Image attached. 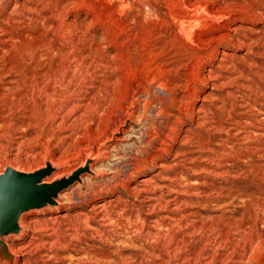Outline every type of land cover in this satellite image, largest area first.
Listing matches in <instances>:
<instances>
[{"label": "bare ground", "instance_id": "bare-ground-1", "mask_svg": "<svg viewBox=\"0 0 264 264\" xmlns=\"http://www.w3.org/2000/svg\"><path fill=\"white\" fill-rule=\"evenodd\" d=\"M60 1L7 0L9 4L4 11L2 10L1 120L12 122L15 117L22 120L28 114L34 113L55 115L63 111L61 105L63 101H66L65 105L68 107L70 104L75 107L74 103L78 102L75 95L78 91L76 92L74 85L78 80L90 77L92 73L89 70L95 63L94 58L104 59L101 54L98 56L100 44L96 47L92 46L97 40L94 37L89 39L83 28L98 22L101 23L105 36H108L112 26L110 14L107 20L102 19V13L96 10L94 4L93 6L86 0ZM127 1L121 0L117 8L129 9L131 6ZM134 1L137 2L139 9L141 5L143 6L139 3L140 0ZM248 1L249 4L245 0H159L161 3L159 6L156 0L152 2L148 0L146 5L150 8L153 18H146L141 13L125 19L123 24L125 30L131 31L135 28L146 34L150 33V30L157 31L159 25L164 29L163 38L167 39V42L163 46L158 44L160 47L143 50L138 54L132 53L135 57H130L127 68L134 80L131 86L126 87V93L119 101V107L122 111L128 109L135 103L136 93H145L150 85H157L167 94V97L158 96L161 106L158 113L166 120L157 131L153 130L145 134L146 141L142 144L139 142L141 145L138 143L137 156H133L127 172H124L117 165L118 163L113 164L110 158L116 157L117 154L111 153L112 146L107 147L102 153L105 156H101L96 163L90 165L91 174L86 175L95 176L94 172L97 173L99 167L92 168V166L106 159L105 163L112 166H109L112 168V174L108 179L106 178L101 184H94L88 177L83 178L84 175L81 182L75 185L82 187L84 182L86 190L62 192L55 207L25 213L20 220L22 227L20 235L17 238L10 237V240L15 239L12 243L6 239L9 251L14 255L13 264H225L235 258L237 251L241 256L256 248L260 240L257 225L264 221L263 190L261 197L252 194L247 196L248 199L242 206L244 212L239 217L236 216V207L232 202H229L231 209L211 220L200 218L195 212H186L184 205L187 204L181 198V192H178L175 178L187 168L181 162L166 166L161 161L163 155L171 156L173 153L182 155L181 148L171 146L169 142L180 143L182 147L191 139L190 134L199 136V132H192V128L186 126H196L199 131H204L205 126H210V123L205 121L208 115H212V109L210 110L209 107L205 116L202 114V117H199L195 111L197 109L193 108V100L199 98L198 91L183 89L179 91L180 93L177 92L184 86L183 82L186 81L183 78L189 76V70L184 69L185 73L180 75L182 77L177 76L173 79L171 76L177 75L180 68H175L173 62L165 64L157 61L158 55L163 53L168 43H176L181 39L192 42L193 33L197 29H208L209 32L205 37L195 40L193 46L184 47V50L187 54L186 59L189 58L195 65L190 74L200 82L204 81L207 84L208 81L216 78L220 80L219 75H216V78H212L211 75L227 66H223L225 62L223 57L227 55L224 49L238 47L244 48L251 57L260 55V49H264V39L251 41L244 33L250 28L242 24L245 15L255 21L264 17V12L260 10L264 9V0ZM73 4L82 5L85 14H92L88 21L83 18L79 26L75 27L77 29L71 28L76 22L71 25L60 18L62 12H67L69 5L74 7ZM231 8L236 14L233 19L228 20L226 14ZM143 10L145 11V8ZM132 13L133 11L130 14ZM146 14L148 16V13ZM102 39L105 38L100 40ZM206 65L210 68H205ZM122 83L117 81V85ZM202 111L204 113V110ZM145 113L138 115V119H145ZM183 127L186 128L182 130ZM215 128L218 129L217 126ZM252 129H254L252 132L247 133L248 138H252L248 146L243 149H237L234 145L223 147L224 150L220 154L215 152L218 153L215 161L217 164H222L221 166L230 163L231 167H235L234 173L237 176L244 177V180L250 184H257L259 181L264 182V147H262L264 142H260L262 139L256 140L257 135L254 131L256 132L258 128ZM226 134L228 137H225V143L231 140L230 135ZM112 138L109 137L108 141ZM152 143L153 146L149 148ZM99 152L95 150L92 157H98ZM49 161L53 165H59L52 158ZM9 165L19 171L30 172L25 169L26 166L15 165L12 161ZM148 167H159L162 171L152 176L140 177ZM175 167L182 172L174 173ZM65 171H58L52 179L46 181L51 182L53 179L70 174ZM30 213L33 214L29 215ZM123 235L129 236L126 243L123 240L115 242V238H123Z\"/></svg>", "mask_w": 264, "mask_h": 264}, {"label": "rangeland", "instance_id": "rangeland-1", "mask_svg": "<svg viewBox=\"0 0 264 264\" xmlns=\"http://www.w3.org/2000/svg\"><path fill=\"white\" fill-rule=\"evenodd\" d=\"M53 1L58 2L60 0ZM76 1L77 0H72L70 2ZM86 1L95 5L96 10L102 13V19L107 20V16L109 14L111 16H109L112 21L110 22L112 25H110L111 34L108 33V36H105V33L102 30L103 27L101 26V23L98 22L94 23L92 26L89 25L88 27L83 28V31H85V34L89 39L94 37L97 40L96 43L95 41L92 43V46L95 45L94 47H96V45L100 44L98 56L101 54L104 59L100 60L98 57L94 58V60L96 59L95 63L89 70L92 73L90 77L78 80L74 85V89L76 88V92L78 91V94L75 95L78 98L76 99L78 102L74 103L76 105L75 107L73 104H70L68 107L65 105L67 104L66 101H63L61 104L63 111H60L55 115H38L37 113H34L28 114L25 118H22V120L19 117H15L12 122L0 119V173L7 166H11L9 165L10 161L15 165L26 166L27 168L25 169L32 171L42 167V165L44 166L46 160L51 158L59 163V165L56 166H60L59 168L61 172H64L65 170L71 172L82 164L89 154L92 155L95 150H99V155L104 157L105 154H102L103 151L111 146L112 148H115V150L111 148V153L114 154L115 152V155L117 154L116 157L110 158L111 161H113V164L118 163L117 165H119L124 172H127L130 168L129 164L133 161V156H137L138 143L141 142L142 144L147 140L145 136L146 133H151L153 130L157 131L164 124L166 118L158 113L161 107L158 96L167 97V94L157 87V85H150L149 90L145 93H136V101L128 109L122 111L119 107V101L124 98L126 87L131 86V83L134 80L127 68L131 58L135 57L132 53L138 54L143 50H150L160 44V46H163L167 42V39L165 40V38H163V34L165 33L164 29H161L159 25H157V31L150 30V33H148L149 35L135 28L134 30L130 29L131 31L123 28V24L127 17H134L142 13L146 18H153V15L149 10L150 8L146 5L148 0H140L141 2L139 3L143 4L140 9L136 4L137 2L135 3L134 0L127 1L131 6L129 9L123 7L117 8V5L120 4L121 0ZM152 1L154 0H150V2ZM245 1H247L248 4L250 3L248 0ZM8 2L7 0H0V18L2 17L1 13H3L9 4ZM59 3L61 4V1ZM156 3L161 6L159 0H156ZM73 6L74 7L69 5V8L67 7V12H62V17L60 18H62V21L65 20L64 22L68 24L76 22L74 23L75 26L71 24L73 26L71 28L77 29L75 27L79 26L82 19L85 18L86 21H88L92 14H85L82 5L77 6L73 4ZM142 7L145 8V11ZM49 8L51 9V7ZM229 10L230 9H228V11ZM233 10L234 9L231 8L230 12L227 13L228 15L226 14L228 20L234 18L236 12L233 13ZM260 10L264 12V9ZM132 11L133 15L130 14ZM146 13H148V16H146ZM262 19H259L260 21H255L251 20L246 15L243 16L244 22L241 24L250 28L244 33L251 41L258 38L264 39V17ZM162 31L163 33H161ZM208 32V29H197L193 33L192 42L181 39L178 41L179 43H168L165 47L166 50L164 49L163 53H161L160 56L158 55L157 61L165 64H172L173 62L172 65L175 68H180L177 75L175 74L171 76L173 79L184 74V69L189 70V76L183 78L186 81L183 82L184 86L181 89H178L177 92H181L183 89L185 91L191 89L198 91L199 98L193 100V108L194 110L197 109L195 111H197L199 117L205 116V112L209 107L210 110L212 109V115H208L207 120L205 119V122L210 123V126H205L206 129L204 131H199L196 126H186L192 128V132H199V136L190 134L191 139L182 147L180 143L169 142L171 146L180 147L182 155H174L175 153L171 156L163 155V161H161V163L166 166H172L178 162L185 164L184 166L187 169L175 178L176 181L174 180L175 184H178V192H181V198H183L187 204L186 206L184 205L185 210H187L186 212L188 213H197L200 218L211 220L231 209V207H229L231 202L232 205L236 207V216L239 217L241 213L244 212L242 206H244V202L248 199L247 196L252 194L256 197H261V192L262 190L264 191L263 181H259L260 184L259 182H257V184H250L244 180V177L237 176L234 173L235 167H231L230 163L227 162V164H225L226 166H221L222 164H217L215 161L216 155H218V153H215L216 151L220 154L223 152L224 148H228V146L231 145H234L237 149H243L248 146L252 138H248L247 133L252 132L254 130L252 128H258V131H263L258 132L256 130V132L254 131V134L257 135L256 140L260 141V139H262L260 142H264V91H262V89H264V49H260L261 51L258 50L261 53L260 55L252 57L247 55L244 48L230 47L229 49H224L227 55L226 57H223V59L225 58L223 66H227L218 70L214 75H211L212 78H216V75H219L220 80L219 78H216L217 80L214 79L208 81L206 84V82H200L190 74L192 67L195 65L192 64L189 58L186 59L187 54L184 47L193 46L198 38L202 36L205 37ZM143 33L144 35H141ZM99 38L105 39L100 40ZM146 39L149 42H146ZM86 46L88 47V45ZM146 46H148V48ZM168 51L170 53H168ZM180 55L181 57L179 58ZM95 64L101 66L99 67ZM205 68L210 67L206 65ZM221 78H223V80ZM116 79L123 83L117 85ZM201 104H205L203 105L204 107ZM202 110H204V113ZM144 112H146L145 119L139 120L138 115L140 116ZM241 119L244 122L241 121ZM230 120H233L232 123ZM9 126L12 127L10 128ZM216 126L218 129L215 128ZM186 127H183L182 130ZM247 128L249 129L247 130ZM226 133L230 135L232 141L229 140L225 143V137H228ZM241 134L243 136H241ZM109 137H113L112 140L108 141ZM236 141L238 143H236ZM141 144L139 143V145ZM153 144L154 143L148 147L151 148ZM101 161L92 166V168L95 166L97 168L99 167L98 172H94L95 176L85 175L83 178L88 177L94 182V184H101L106 178L108 179L112 174V166L105 163L106 159H103L102 162L104 163ZM183 161L185 162L183 163ZM238 164L240 165V163ZM177 168L178 167L173 168L175 170L174 173H178L179 171L182 172V170ZM159 169V167H148L144 173L139 176H152L154 173L162 171ZM72 190L84 191L86 190V184L83 182L82 187L74 185L71 189L65 192H70ZM183 192L186 194L183 195ZM90 193L91 192L89 191V195ZM75 201L77 200L75 199ZM70 213H72V211ZM31 214L33 213H30L29 215ZM29 215H27V217ZM258 224H260L257 225L260 240L256 245V248L241 256L238 255L241 253L237 251L235 258L225 264H264V221L259 222ZM128 237V235H123V238H115V242L123 240V242L126 243ZM10 239H7L10 243L15 240Z\"/></svg>", "mask_w": 264, "mask_h": 264}, {"label": "water", "instance_id": "water-1", "mask_svg": "<svg viewBox=\"0 0 264 264\" xmlns=\"http://www.w3.org/2000/svg\"><path fill=\"white\" fill-rule=\"evenodd\" d=\"M100 157L87 156L69 175L51 182L46 180L52 179L60 168L49 160L43 167L30 172L7 166L0 173V264H13L14 255L9 251L6 239L20 235L21 217L30 211L55 207L59 194L80 183L82 176L91 174L90 165Z\"/></svg>", "mask_w": 264, "mask_h": 264}]
</instances>
